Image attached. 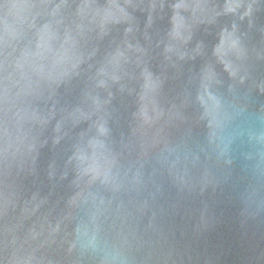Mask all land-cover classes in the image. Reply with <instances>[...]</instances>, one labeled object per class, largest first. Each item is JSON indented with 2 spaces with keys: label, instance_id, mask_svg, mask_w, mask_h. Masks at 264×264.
<instances>
[{
  "label": "water",
  "instance_id": "obj_1",
  "mask_svg": "<svg viewBox=\"0 0 264 264\" xmlns=\"http://www.w3.org/2000/svg\"><path fill=\"white\" fill-rule=\"evenodd\" d=\"M0 264H264V0H0Z\"/></svg>",
  "mask_w": 264,
  "mask_h": 264
}]
</instances>
